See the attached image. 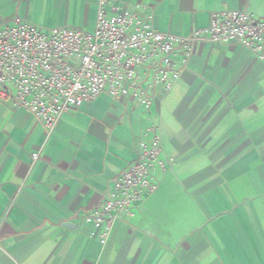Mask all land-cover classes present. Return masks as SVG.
<instances>
[{"label": "crops", "instance_id": "crops-1", "mask_svg": "<svg viewBox=\"0 0 264 264\" xmlns=\"http://www.w3.org/2000/svg\"><path fill=\"white\" fill-rule=\"evenodd\" d=\"M98 2L0 0V26L20 17L89 32ZM121 3L180 36L221 11L264 19V0ZM149 95L146 111L102 94L52 133L0 100V264H264V60L237 43L199 45L174 87ZM151 125L167 170L102 243L83 216L110 197Z\"/></svg>", "mask_w": 264, "mask_h": 264}, {"label": "built area", "instance_id": "built-area-1", "mask_svg": "<svg viewBox=\"0 0 264 264\" xmlns=\"http://www.w3.org/2000/svg\"><path fill=\"white\" fill-rule=\"evenodd\" d=\"M153 20L121 0H99L96 26L89 32L42 31L15 17L0 26V100L32 114L52 133L69 111L102 94L134 98L149 111V92L158 86L170 91L199 45L237 43L264 60V19L251 11L215 13L208 27L187 36L160 32ZM157 130L155 125L145 129L136 160L117 177L110 197L83 216V223L100 230L102 243L122 215L159 188L157 175L167 165Z\"/></svg>", "mask_w": 264, "mask_h": 264}]
</instances>
